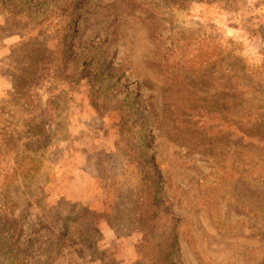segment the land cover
Returning a JSON list of instances; mask_svg holds the SVG:
<instances>
[{"label": "rangeland", "instance_id": "374dc122", "mask_svg": "<svg viewBox=\"0 0 264 264\" xmlns=\"http://www.w3.org/2000/svg\"><path fill=\"white\" fill-rule=\"evenodd\" d=\"M166 2L0 0V264H264V146L197 143L246 67L264 133V0Z\"/></svg>", "mask_w": 264, "mask_h": 264}, {"label": "trees", "instance_id": "16d2710c", "mask_svg": "<svg viewBox=\"0 0 264 264\" xmlns=\"http://www.w3.org/2000/svg\"><path fill=\"white\" fill-rule=\"evenodd\" d=\"M194 1L201 0H167L166 7L170 10H173L175 8L184 10L187 8V4L189 5ZM176 45L177 47H180L177 49L175 48L176 50H173V54L170 56L173 61H171V63H168L169 65L167 64L165 68L174 65L177 67V70H184L191 73L192 75L195 74L197 76H200L202 75V73H205L204 68L203 70H201L195 67L196 57L188 52L189 46L187 44L183 43L182 40H177ZM181 45L183 46V48L181 47ZM170 60L171 59H167V62H169ZM248 70L250 69H247V67L246 69L244 68L246 76H242L241 72H239V77L236 74L232 76L230 72H227V74L221 76L220 80L223 81V85L224 83L228 84L230 78H232L233 80L237 79L238 81L234 82V84L232 83V88L223 87L224 91L226 92L220 98V101L223 103V105H221V110H218V112L215 113L219 118H216L214 116V120L206 121L207 126H201L203 132L210 135L211 138H209V141H206L197 137V143L202 144L203 142H208V145H210L214 142V139L219 137L221 134L224 135L229 127L231 128L230 135L234 140L232 142V148H238L241 145H246L247 147H249L250 145L264 146V133L261 129V125H259L258 123L261 116L260 113L263 110L259 103L261 102V98L263 96L251 95L249 91L247 93L245 92L250 87L251 83H253V77L251 75L249 77ZM182 81H184V83H187L185 80ZM234 94H236V96L232 97ZM229 97L231 99L232 107L227 108L225 103L226 100L229 101ZM204 114H206V112L204 113L203 110L201 111V109H196L195 112L191 114V116L193 119L197 117L198 119H200L204 116ZM186 117L188 121H190L189 118L191 117L189 115H186ZM201 121L203 122V119ZM185 122L186 119L179 120L176 125L178 124L179 128H184L186 127ZM222 123H229V126L226 127ZM193 124L197 125V123ZM199 136H201V134H199ZM222 140H224V138ZM212 159L213 161L215 160L214 158ZM12 261V263H19V260Z\"/></svg>", "mask_w": 264, "mask_h": 264}]
</instances>
